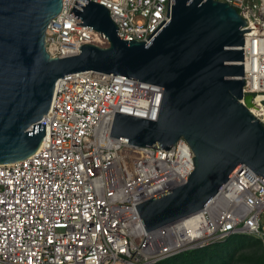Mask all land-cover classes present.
Instances as JSON below:
<instances>
[{
	"label": "built area",
	"instance_id": "built-area-1",
	"mask_svg": "<svg viewBox=\"0 0 264 264\" xmlns=\"http://www.w3.org/2000/svg\"><path fill=\"white\" fill-rule=\"evenodd\" d=\"M63 0L49 24L53 57L110 45L71 15ZM110 10L123 39L147 41L168 21L170 0H93ZM247 19L244 93L264 121V0H219ZM162 85L96 71L60 78L46 134L28 158L0 164V264H159L179 253L250 234L264 242V179L244 166L201 210L148 231L137 204L188 181L194 152L181 137L170 149L111 136L117 112L157 120ZM260 98L258 101L257 99Z\"/></svg>",
	"mask_w": 264,
	"mask_h": 264
},
{
	"label": "water",
	"instance_id": "water-1",
	"mask_svg": "<svg viewBox=\"0 0 264 264\" xmlns=\"http://www.w3.org/2000/svg\"><path fill=\"white\" fill-rule=\"evenodd\" d=\"M63 0H0V164L23 160L41 146L56 84L67 74L96 71L162 85L157 120L117 112L111 136L170 149L184 137L194 152L188 181L137 204L148 231L203 209L244 166L264 179V121L244 93L247 23L219 0H170L168 21L147 41L123 39L110 10L77 0L71 15L110 39L53 57L50 22Z\"/></svg>",
	"mask_w": 264,
	"mask_h": 264
},
{
	"label": "trees",
	"instance_id": "trees-1",
	"mask_svg": "<svg viewBox=\"0 0 264 264\" xmlns=\"http://www.w3.org/2000/svg\"><path fill=\"white\" fill-rule=\"evenodd\" d=\"M159 264H264V242L250 234H233L224 240L188 250Z\"/></svg>",
	"mask_w": 264,
	"mask_h": 264
},
{
	"label": "bare ground",
	"instance_id": "bare-ground-1",
	"mask_svg": "<svg viewBox=\"0 0 264 264\" xmlns=\"http://www.w3.org/2000/svg\"><path fill=\"white\" fill-rule=\"evenodd\" d=\"M259 99H260V98H258L257 101H258ZM259 107H260V106H257V108H256V107H253V110H254L255 112L261 111V109H260Z\"/></svg>",
	"mask_w": 264,
	"mask_h": 264
},
{
	"label": "rangeland",
	"instance_id": "rangeland-1",
	"mask_svg": "<svg viewBox=\"0 0 264 264\" xmlns=\"http://www.w3.org/2000/svg\"><path fill=\"white\" fill-rule=\"evenodd\" d=\"M262 222H264V213H263V221Z\"/></svg>",
	"mask_w": 264,
	"mask_h": 264
}]
</instances>
